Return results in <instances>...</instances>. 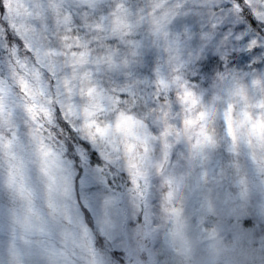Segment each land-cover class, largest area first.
<instances>
[{
  "label": "rangeland",
  "instance_id": "374dc122",
  "mask_svg": "<svg viewBox=\"0 0 264 264\" xmlns=\"http://www.w3.org/2000/svg\"><path fill=\"white\" fill-rule=\"evenodd\" d=\"M37 2L38 0H9V10L21 23V32L31 28V18ZM57 2L58 0H50V3ZM195 2L210 6L216 0ZM249 2L256 10L264 12V0ZM96 3L104 9H112L106 20L95 24L100 30L91 39L98 43L88 48L84 42L72 37V41L80 48L74 63L85 69L81 74L84 81L81 85L91 94L87 105L82 106L87 107V120L77 123L74 107L66 106L65 115L71 126L75 125L81 137L102 158L108 157L106 160L116 165V160L124 156L122 159L125 160L128 171L135 170L134 177H130L135 179V183L140 180V187L145 190L143 210H140V203L134 193L127 191L124 195L113 196L102 184L101 181L104 180L94 173L83 174L77 198L67 173L58 174L55 171L56 159L51 147L36 135V128H33L31 121L17 112L12 129L15 130L17 122L24 125L20 129L19 139L11 148H0L6 154L15 156L22 165L18 163L23 172L29 167H35L33 161L38 163L45 170L46 177L42 178L46 183L40 187L44 190L51 185L49 189L53 197L48 206L37 202L33 211H30L31 214L25 215V210H30L34 203L29 201L27 205L25 202L27 197L19 189L21 185L23 188V184L16 183L18 186L10 187L2 180V191L15 194L16 198H23V201L17 200L19 209L15 214L0 204V264H119L118 261H112L107 249L104 250L106 253H101L100 248H97L99 243L79 212L77 199L80 196H84L90 203L94 225L105 240V245L121 251L125 264H249L251 253L264 252V239L256 241L260 245L256 249L251 247L254 241H250L259 231L254 221L258 217H264V170L259 169L253 155L248 154L251 151L247 152V148L243 146L241 150L231 146V150L226 151L221 146H215L209 149L207 157L204 156L200 173H194L198 168V163H193L192 159L198 149L192 148L197 139L195 134L194 137L192 135L193 139H189L188 135L182 138V134L178 142L175 133L168 136H160L159 133L168 122L182 130L183 124L177 123V117L181 121L186 114L189 118L198 117L199 105H192L189 98L186 102H178L181 104L178 113L169 110L162 115V111L158 112L161 108L156 109V118L152 123L157 128L154 135L159 138H148L145 143L148 134L143 127L135 128L129 134L125 123L121 122L120 131L115 128L104 131L107 121L100 115L99 100L94 98L96 89L88 88L89 70L85 67L89 63L88 56H99L106 73H110L117 62L121 68L124 67L125 57L129 61L134 60L130 45L137 39L143 40L145 44L139 67H146V57L149 55L153 62H158L155 80L151 84H145L147 91L139 87L144 80L133 81L141 102L147 100L149 95L153 98L164 95V90L161 89L164 85L173 91L180 86L175 85L176 81L185 82L191 71L184 61H187L189 52L193 51L196 44L188 41L183 33L185 27H191L197 22L191 18L185 20L181 15L175 23H169L173 16L181 12L176 5L185 3V0H127L129 11L120 7L121 0H96ZM218 17L219 13H213L209 7L207 19L203 23L218 24ZM178 34L182 39L176 43ZM112 37H118L120 43L129 47L121 50L116 45L109 46L106 40ZM208 37H215V29L209 28ZM196 54L199 56L198 50ZM131 70L135 71L136 65L133 64ZM248 70L245 65H237L236 69L225 73L226 80H236L233 78L236 75L238 79L247 77L252 81H260L264 76V69L258 74L260 79L257 74L245 76L244 73ZM196 73L200 74V79L194 82L199 87H208L209 77L203 75L199 65L196 66ZM105 79L107 80V75ZM179 84L184 91L182 83ZM256 84H259V89L245 90L244 96L231 82H223L214 91L222 98L217 102L219 111L220 107L224 108L225 102L232 103L234 110L231 116L233 119L236 114L234 123L242 125L239 128L243 137L250 132L255 142L262 145L264 109L259 104L264 98L259 95L264 96V83ZM253 85L255 86L252 83ZM188 87L191 88V85ZM196 91L199 94V89ZM242 100L244 104L241 103ZM128 107L131 108L132 105L129 104ZM185 108H191V111L186 113ZM215 118V121L213 117L208 120L207 129L215 139H219L225 133L223 130L222 133L217 132L221 131L219 119V124L224 123L220 117ZM79 119L84 120L83 112ZM0 136L4 137L3 143L6 145L11 136L8 124L0 125ZM223 144L225 148L228 147V144ZM12 148L14 151L9 150ZM41 148L48 153L47 156L41 153ZM62 167L66 168L65 165ZM89 187L93 190L85 192ZM41 190L39 188L40 195H37L36 190L32 197L40 200L43 197ZM199 193L206 196L208 204L205 206L208 210H203V204L198 205ZM214 208L219 210V215L228 211L234 219L219 222V215L205 217ZM138 216L144 219L138 221ZM245 242L244 246L247 247L244 250V246H241Z\"/></svg>",
  "mask_w": 264,
  "mask_h": 264
},
{
  "label": "snow or ice",
  "instance_id": "6c2138e0",
  "mask_svg": "<svg viewBox=\"0 0 264 264\" xmlns=\"http://www.w3.org/2000/svg\"><path fill=\"white\" fill-rule=\"evenodd\" d=\"M120 7L129 11L127 0H121ZM176 7L180 8L181 12L173 16L169 23H175L181 15L185 20L191 18L197 22L191 27H185L183 33L188 41L196 44L193 51L189 52L186 62L191 75L184 82V95L191 99L192 105L200 106L199 116L189 118L186 114L182 121L177 117V123H182L183 129L168 122L159 135L168 136L175 133L179 142L182 134L188 135L189 139L195 134L197 139L192 144L193 149L204 144L212 145L214 139L208 132L207 122L210 118L218 116L224 123L225 135L234 141L231 118L234 106L225 102L221 113L217 102L222 98L214 89L217 82L226 79L225 73L236 69L237 65L247 66L249 70L244 73L245 76L261 74V69H264V12L256 10L249 0H216L210 6L195 0H185V3L177 4ZM209 7L213 13H219L218 24L203 23L207 19ZM111 11L112 9H104L102 5H98L96 0H58L57 3L38 0L34 6L31 28L20 32L8 19L9 0H0V29L3 30L0 34V125L8 124L11 134L6 145L3 143L4 137L0 136V147L11 148L19 139L20 129L24 125L17 122L15 130L12 129L17 112L22 113L33 125H37L39 121L48 120L49 117L54 119L58 113L65 115L66 106L74 107L76 122H86L87 107L82 106L87 105L89 97L83 94L85 90L81 85V74L85 69L77 67L74 63L80 48L72 41V37L92 48L98 41L91 38L100 30L95 24L106 20ZM210 27L215 29L214 38L208 37ZM181 39L182 36L178 34L176 43ZM106 43L109 46L116 45L121 50L129 47L120 43L118 37L107 39ZM130 47L133 49L131 56L134 60L129 61L125 57L124 67L121 68L117 62L110 73H106L99 56L89 55V63L85 66L89 70L88 88L96 89L94 98L99 100L100 115L107 121L104 131L113 128L120 131L121 122L125 123L129 134L135 128L143 127L148 134L144 141L147 143L148 138H159L154 135L157 128L153 127L152 122L156 118V109L163 105L165 96L161 94L153 98L149 95L143 102L138 99L137 87L133 81L144 80L139 87L147 91L145 84H151V81L155 80L158 62H153L149 55L146 57V67L141 69L139 65L145 48L143 40L133 41ZM197 50L199 56L196 54ZM133 64L136 65L135 71L131 70ZM197 65L201 67L203 75L209 77V85L206 88L199 87L194 82L200 79V74L196 73ZM252 83L264 81L253 80ZM189 84L191 88L188 87ZM196 89H199V94ZM152 90H155L154 86ZM178 92L179 89H169L167 92L170 112L178 113L181 108ZM129 104L132 105L131 108L128 107ZM259 107L264 109V101H261ZM190 111L191 108H185L186 113ZM81 112L84 114L83 121L79 119ZM73 127L77 131L75 125ZM197 127L199 131H196ZM41 153L48 155L42 148ZM103 163V159L101 162L96 159L95 153L91 154L89 166L96 165L100 168ZM83 173L84 169L81 168V182ZM92 190L89 187L85 192L90 193ZM79 212L84 223L90 226L92 210L84 196L79 197ZM143 219L144 217H137L138 221ZM121 255L117 250L109 253L112 261L124 264Z\"/></svg>",
  "mask_w": 264,
  "mask_h": 264
},
{
  "label": "trees",
  "instance_id": "16d2710c",
  "mask_svg": "<svg viewBox=\"0 0 264 264\" xmlns=\"http://www.w3.org/2000/svg\"><path fill=\"white\" fill-rule=\"evenodd\" d=\"M8 19L10 21V23L13 25V27H15L18 31L21 32V23H19V21H17L14 16L11 14L10 10L8 13ZM2 29H0V34H2ZM187 62V61H184ZM232 77V76H231ZM257 77L259 78L260 75L257 74ZM233 78H235L236 80H226L222 81V82H217L216 86H220L223 82H231L232 86H235L237 88L235 89H240L241 95L244 96V93L246 92L245 90H250V88L252 90H258L259 89V84H255V86H252V80L247 79L246 78H242V79H238V77L235 75H233ZM264 78L261 77V80ZM260 79V78H259ZM260 80V81H261ZM84 81L81 79V83H83ZM179 82L182 83L183 87H184V82L183 81H176L175 85H180ZM175 87V89H173V91H177V89H179L178 92V102H186L189 97H187L186 95H184V91L182 90L181 87ZM189 86V85H188ZM218 88V87H217ZM162 90H164V96H165V100L163 102V105L157 107V109H160L158 112L162 111V115L165 113L169 112V101L167 99V92L169 90L168 86L164 85L163 87H161ZM84 95L86 96H91V94L84 89ZM249 93V92H248ZM250 94V93H249ZM252 94V93H251ZM260 98H264V96L259 95ZM90 100V97H89ZM88 100V101H89ZM244 104V101L242 100V102ZM237 104V103H235ZM223 107H220V112L222 113ZM17 114V113H16ZM22 114V113H21ZM235 115L234 114V118L232 119V127H233V133L235 135V140L233 141L231 137H227L224 133V136L221 137L219 139H214V143L212 145H207L204 144L203 146L199 147L197 149V151L195 150V155H193V163H195V161L198 163V168L197 171H195L194 173H200V169L202 168L203 162L205 161V157H207V153L209 151V149L211 148H215V146H221L225 151L227 149L231 150V146H233L234 148L241 150L242 146L247 148V152L251 151L248 154L253 155L254 158V162L257 164L259 169L264 170V141L262 143V145H259L258 143L255 142V140L252 138L251 133L249 132V134L243 137V133H241V129L239 128V126H242L241 124H237L234 123L235 120ZM219 118V117H218ZM232 118V116H231ZM214 121L216 120L215 117H213ZM220 119H219V123H220ZM47 125H45L44 120L39 121V123L37 125H33V128L36 130V135H38L39 137H41L52 149L53 151V155H54V159L55 160V166L57 170H55L56 172H61V173H67V175L69 176L68 180L72 183L73 186V190L75 192V195L78 198V194H79V184H80V169L83 168L84 169V173H94V174H98L99 178H101L103 181L102 184L104 185V187H106L112 194L113 196L116 195L118 197L121 195H124L125 192L129 191L134 193L133 195L136 196L138 198V201L140 203V210H143V205H144V192L145 190H143L142 187H140L141 181L137 180L136 183H131V181H135V179L131 178L134 177V173L135 170L130 169L128 171L129 168H127L125 160H123L122 158H124V156H122V158L120 157L119 159L116 160L117 164L114 165L112 164L110 161L106 160L108 159V157L102 158V156H100V154L93 149L92 145L86 141L84 138L81 137L80 133L77 132L70 124V121L68 119H66V115H63V113H58L55 115V118L52 119L51 117H49L48 120H46ZM199 123V122H198ZM220 125V130H217L218 134L222 133L224 130V125L223 124H219ZM199 127L196 128V130H198ZM53 129L58 130L59 135H57L56 132L53 131ZM223 130V131H222ZM186 138L187 135L184 134L182 136V138ZM194 137V134H193ZM196 137V136H195ZM242 137V138H241ZM197 138V137H196ZM193 139V138H192ZM193 142V140H192ZM224 143L228 144V147L225 148L224 147ZM195 143V142H194ZM85 145H87V147H84ZM16 148V147H14ZM205 148V150H204ZM10 151H14V149H9ZM95 153L96 154V159L100 160L102 162V159L104 161V163L101 165L100 168H97L96 165H92L89 166V163L91 162V154ZM205 156V157H204ZM29 157V156H28ZM29 160V159H28ZM18 163L20 166H22L20 164L19 161H17V159H15V156H11L10 154H6L4 152L3 149L0 148V204H2L6 209L11 210V212H14V214L18 211L19 209V205L17 204V200H22L19 198H16L15 194H11L9 192H6V190L2 191V183L3 181L6 183L5 185L7 186H12V185H16V183L23 184V188L21 186H19V189H21V191H23L24 196L27 197V199L25 198V202L29 203V201L34 203V206H31L30 210H25V215L31 214L30 211H33L32 209H34L33 207L36 206L37 202L40 204H46L48 206V203L50 202V200L53 197V194L51 193L52 191L49 189L51 188V185H48L45 187V189L43 190V187L41 188V185H44L46 182L43 181L42 178L46 179L45 177V170L43 168H41L39 166V164L34 163L35 167H29L25 172L21 171L22 167L18 166ZM24 163V161H23ZM65 165L66 168H63L62 165ZM114 163V162H113ZM36 172H35V171ZM130 175H132L130 177ZM3 180V181H2ZM11 181V184H10ZM42 183V184H41ZM18 186V185H16ZM33 191V192H29L28 189ZM39 188L42 189V195L43 197L40 198V200H37L35 198H33L32 196L35 195V191L37 190V193L39 192ZM137 189V190H135ZM37 195H40V193H38ZM52 195V196H51ZM200 195V193L198 194ZM207 199L205 195H200V198L197 200L199 201L198 205L203 204L204 206L206 204H208ZM23 201V200H22ZM77 205L79 208V200L77 199ZM30 206V205H29ZM202 206V205H201ZM203 206V210L206 209L208 210V207ZM40 208H42V206H40ZM44 208H48V207H44ZM48 210V209H47ZM215 211V213H214ZM212 213H206L205 217H209L211 216V214H214L215 217H217L219 215V213H217L219 210H215ZM18 213V212H17ZM228 218H232L234 219L232 216L229 215L228 211H224L223 213H221L218 217V221L219 222H224L225 220H228ZM86 225V224H85ZM89 230L91 231V233L94 235L96 242L99 243V246H97V248H100V252L101 253H106V249L108 250V253H110L112 250V248H109L108 246L105 245V240L103 239V237L101 236L100 232L98 231V229L95 227L94 225V220L92 217V224L86 225ZM251 242L254 241V239L250 240ZM262 241V240H261ZM246 245V242L242 244L241 248ZM264 245V242H263ZM247 247V246H246ZM246 247L244 246V250L246 249ZM240 249V248H239ZM105 250V251H104ZM121 252V251H119ZM122 253V252H121ZM109 255V254H108ZM123 255H121V259ZM124 262V260H123ZM119 263V261H118ZM125 264V263H124Z\"/></svg>",
  "mask_w": 264,
  "mask_h": 264
},
{
  "label": "clouds",
  "instance_id": "9594fccd",
  "mask_svg": "<svg viewBox=\"0 0 264 264\" xmlns=\"http://www.w3.org/2000/svg\"><path fill=\"white\" fill-rule=\"evenodd\" d=\"M45 125H47L46 120H44ZM54 132L59 135L58 130L53 129ZM258 221V222H257ZM254 225L256 229H258V233L254 234V242L251 246L253 249L259 248L260 245L256 243L257 240L264 239V217H258L256 221H254ZM249 264H264V252L256 253L253 252L249 256Z\"/></svg>",
  "mask_w": 264,
  "mask_h": 264
}]
</instances>
